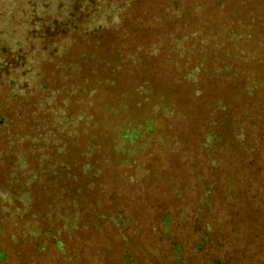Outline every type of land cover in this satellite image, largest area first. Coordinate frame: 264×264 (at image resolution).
<instances>
[{
	"label": "trees",
	"instance_id": "obj_1",
	"mask_svg": "<svg viewBox=\"0 0 264 264\" xmlns=\"http://www.w3.org/2000/svg\"><path fill=\"white\" fill-rule=\"evenodd\" d=\"M260 217L264 0H0V264H264Z\"/></svg>",
	"mask_w": 264,
	"mask_h": 264
},
{
	"label": "rangeland",
	"instance_id": "obj_2",
	"mask_svg": "<svg viewBox=\"0 0 264 264\" xmlns=\"http://www.w3.org/2000/svg\"><path fill=\"white\" fill-rule=\"evenodd\" d=\"M126 146H127L126 149H129V145L127 144ZM257 222H258V223H262V224H264V220H261V217H260V220H258ZM258 223H257V224H258Z\"/></svg>",
	"mask_w": 264,
	"mask_h": 264
}]
</instances>
